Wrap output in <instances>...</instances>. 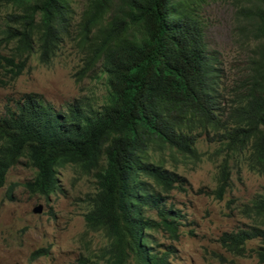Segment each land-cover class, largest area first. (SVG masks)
Masks as SVG:
<instances>
[{
  "label": "trees",
  "instance_id": "16d2710c",
  "mask_svg": "<svg viewBox=\"0 0 264 264\" xmlns=\"http://www.w3.org/2000/svg\"><path fill=\"white\" fill-rule=\"evenodd\" d=\"M236 1L240 36L256 45L229 86L206 41L205 0H88L77 23L71 0H0L11 9L2 31L11 48L0 53L11 80L33 55L49 64L74 40L84 51L76 79L103 76L107 87L100 107L81 101L62 111L27 94L0 112V188L22 159L35 169L25 188L45 198L61 191L60 167L95 172L97 193L84 220L108 242L97 260L75 264H171V248L156 244L150 231L177 238L180 215L167 194L183 179L155 160L157 152L197 159L200 137L219 144L227 156L214 192L219 200L229 187L228 159L264 175V0ZM246 210L257 223L223 233L219 243L244 257L247 243L258 241L251 251L264 264V192Z\"/></svg>",
  "mask_w": 264,
  "mask_h": 264
},
{
  "label": "rangeland",
  "instance_id": "374dc122",
  "mask_svg": "<svg viewBox=\"0 0 264 264\" xmlns=\"http://www.w3.org/2000/svg\"><path fill=\"white\" fill-rule=\"evenodd\" d=\"M71 2L77 23L88 0ZM201 4L206 41L210 49L218 52L221 76L230 86L247 69L250 50L256 43L245 44L240 36L236 0H205ZM9 11L0 5L2 55L11 48L4 43L2 34ZM83 56L84 51L74 40H66L49 64L33 55L15 80L0 68V112L27 94H37L62 111L68 104L81 101L102 106L107 94L104 77L92 76L82 81L75 77ZM196 148L197 159L168 150L154 155L183 182L167 194L168 206L180 215L177 238L159 230L150 231L152 240L162 248H171V264H260L251 251L259 246L258 241L248 242L246 256L237 257L221 246L219 238L223 233L257 223L246 209L256 195L264 192V175L251 172L244 165L238 168L234 160L228 159L229 187L219 200L214 192L227 156L220 152L219 144L205 136L197 140ZM34 176L35 169L22 159L8 169L0 188V264H75L82 257L97 260L108 239L102 232L88 230L84 220L91 208L89 199L97 193L95 172L85 174L69 164L60 167L57 178L61 191L47 198L25 188ZM39 205L42 212L33 213Z\"/></svg>",
  "mask_w": 264,
  "mask_h": 264
},
{
  "label": "water",
  "instance_id": "95a60500",
  "mask_svg": "<svg viewBox=\"0 0 264 264\" xmlns=\"http://www.w3.org/2000/svg\"><path fill=\"white\" fill-rule=\"evenodd\" d=\"M41 212H42V207L40 205L33 209V213L35 214H39Z\"/></svg>",
  "mask_w": 264,
  "mask_h": 264
}]
</instances>
